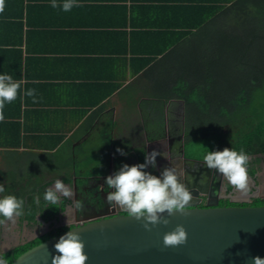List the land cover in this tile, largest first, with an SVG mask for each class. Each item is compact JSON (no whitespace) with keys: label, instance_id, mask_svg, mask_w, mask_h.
Masks as SVG:
<instances>
[{"label":"crops","instance_id":"crops-1","mask_svg":"<svg viewBox=\"0 0 264 264\" xmlns=\"http://www.w3.org/2000/svg\"><path fill=\"white\" fill-rule=\"evenodd\" d=\"M238 1L79 0L63 12L50 0H4L0 72L25 80L0 120L5 194L31 196L57 179L71 188L75 177L65 182L49 163L82 145L95 153L108 139L138 153L131 142L157 138L161 115L174 122V110L185 112L168 93L188 80L189 65L213 61L207 52L222 45L216 34L234 22L225 12ZM208 11L217 12L208 18ZM28 89L35 102L23 95ZM22 217L0 225L3 251L27 235Z\"/></svg>","mask_w":264,"mask_h":264},{"label":"trees","instance_id":"trees-1","mask_svg":"<svg viewBox=\"0 0 264 264\" xmlns=\"http://www.w3.org/2000/svg\"><path fill=\"white\" fill-rule=\"evenodd\" d=\"M247 3L251 5L249 10ZM239 7L244 9L241 11ZM236 8L239 10L234 11ZM229 10L225 13L234 22L225 23L222 31L218 30L216 34L218 39L221 38L222 45L207 52L213 61L189 65L188 80L178 79L167 96L185 102V146L186 151L187 148L192 150L189 157L196 159L203 160L207 150L222 151L231 147L237 151L244 149L250 156L264 154V0H239ZM216 12L208 11L207 17ZM161 125L162 115L159 128ZM105 143L95 153L93 150L86 153L82 145L74 154L56 161V165H49L53 171L66 174L65 182L70 183L75 177L81 189L87 178L110 173L113 155L119 154L113 159L115 172L125 164L126 158L117 151L121 148L108 139ZM137 155L138 163H144V152L140 151ZM44 192L31 196L15 193V196L25 200V204L28 203L24 214L26 219L34 221L40 213L47 221L64 209V203L45 204ZM36 196L41 198L39 204L34 203ZM250 206H264V200L258 199ZM67 229L61 227L56 232L51 231L6 252L9 264L27 250Z\"/></svg>","mask_w":264,"mask_h":264},{"label":"water","instance_id":"water-1","mask_svg":"<svg viewBox=\"0 0 264 264\" xmlns=\"http://www.w3.org/2000/svg\"><path fill=\"white\" fill-rule=\"evenodd\" d=\"M165 218L169 220L166 226L161 223L146 230L143 220L95 213L82 225L27 250L11 264H51L57 254L54 245L70 230L85 245L86 264H253L252 257L264 259V206L192 207L171 217L165 214ZM177 225L185 228L186 243L165 246L164 235Z\"/></svg>","mask_w":264,"mask_h":264},{"label":"clouds","instance_id":"clouds-1","mask_svg":"<svg viewBox=\"0 0 264 264\" xmlns=\"http://www.w3.org/2000/svg\"><path fill=\"white\" fill-rule=\"evenodd\" d=\"M50 6L63 12H71L74 7H79V0H62L60 3L58 0H50ZM3 10L4 0H0V11ZM24 83L23 78L14 79L12 75L0 72V120L3 119L5 106L18 98ZM23 95L33 97L35 102L36 90L28 89ZM117 151L126 155L120 149ZM160 155V152L153 150L145 155L144 163L132 166L124 164L105 180L107 188L110 189L106 196L109 205L123 210L130 218L143 220L146 230H150L149 226L154 227L161 223L166 226L169 220L165 218V214L171 217L175 213L188 212L196 201L192 191L181 181L176 168H165L160 176L146 171L149 166L153 169L156 167V157ZM203 161L206 168L216 170V177H222L236 190L245 193L250 190V154L244 149L237 151L231 147L222 151L207 150ZM219 192H214L213 195L218 196ZM5 193L4 184H0V224L9 221L15 223L16 218L25 214V200ZM72 196L70 186L57 179L52 187L46 189L43 200L45 204L57 205L62 198ZM40 199L39 196L34 197V203L39 204ZM76 207H81L79 202ZM186 240L187 233L182 225H177L163 237L165 246L183 245ZM84 247L81 237L74 230L66 232L54 245L57 254L52 256L51 264H86L88 257L84 253ZM252 261L253 264H264V259L260 257H252ZM0 264H9L5 253H0Z\"/></svg>","mask_w":264,"mask_h":264},{"label":"flooded vegetation","instance_id":"flooded-vegetation-1","mask_svg":"<svg viewBox=\"0 0 264 264\" xmlns=\"http://www.w3.org/2000/svg\"><path fill=\"white\" fill-rule=\"evenodd\" d=\"M165 115L164 113L161 128L155 130L157 138L150 142H131L129 145L131 149L136 150L138 148V152L143 151L144 155L150 154L153 150L162 154L156 157V167L153 169L149 166L146 171L160 176L165 168H176L181 181L192 191L193 197L196 199L193 207L197 208L208 206L244 207L250 206L258 199L264 200V154L250 156L248 169L250 190L247 193L241 192L224 181L222 177H216V170L206 168L203 160L189 157L185 146L184 110L173 111L172 116L178 117L174 122L173 120L169 122ZM125 158V164L129 166L139 164L138 155L134 151L127 152ZM109 175L112 174L89 177L81 189H79L75 179V183L71 187L73 196L62 198L59 204L64 203V209L56 214L55 218L46 221L38 213L34 221H30L23 216L21 227L27 231V236L23 233L25 237L19 239L17 244L5 251L0 248V253L12 251L38 237L47 235L51 231L56 232L61 227L69 229L82 225L85 223V219L95 213L107 214V216L127 215L126 212L110 206L106 201L107 192L110 189L107 188L105 180ZM214 192H219V195L214 196ZM77 202L80 203V208L76 207ZM27 205L28 203L25 204V207ZM27 212L29 213L28 210ZM46 224L48 225L46 226Z\"/></svg>","mask_w":264,"mask_h":264},{"label":"rangeland","instance_id":"rangeland-1","mask_svg":"<svg viewBox=\"0 0 264 264\" xmlns=\"http://www.w3.org/2000/svg\"><path fill=\"white\" fill-rule=\"evenodd\" d=\"M192 151V150H191ZM191 151H189L188 150V148H187V154L189 155V153H191ZM201 160V159H200ZM31 231H32V229H31ZM27 236V235H26Z\"/></svg>","mask_w":264,"mask_h":264}]
</instances>
